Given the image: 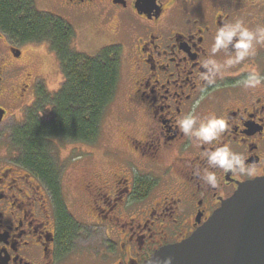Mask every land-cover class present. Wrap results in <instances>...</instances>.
Instances as JSON below:
<instances>
[{
    "label": "flooded vegetation",
    "instance_id": "obj_1",
    "mask_svg": "<svg viewBox=\"0 0 264 264\" xmlns=\"http://www.w3.org/2000/svg\"><path fill=\"white\" fill-rule=\"evenodd\" d=\"M46 2L53 15L108 28L101 35L110 36L108 46H117L121 59H127L121 125L128 150L119 149L116 161L122 165L109 177L72 170V203L63 189L65 167L57 165L59 192L28 168L13 131L25 122L44 83L22 62L23 48L35 43L14 42L0 30V264H143L159 249L191 236L240 185L264 178V42L231 65L226 61L237 55L238 35L213 52L221 28L237 22L254 33L264 28V16L258 26L243 21L246 11L261 5L243 6L237 0ZM254 74L261 83L249 87L246 81ZM190 114L197 117L194 128L212 115L225 119L227 127L215 140L201 141L179 127ZM226 145L241 160L227 171L209 159ZM208 173L215 174V186L207 181ZM73 203L92 225L77 220ZM64 213L81 226L71 248L61 241ZM94 223L107 228L106 240L90 245V238H83L85 246L76 249Z\"/></svg>",
    "mask_w": 264,
    "mask_h": 264
},
{
    "label": "trees",
    "instance_id": "obj_2",
    "mask_svg": "<svg viewBox=\"0 0 264 264\" xmlns=\"http://www.w3.org/2000/svg\"><path fill=\"white\" fill-rule=\"evenodd\" d=\"M0 30L14 42L47 43L59 59L64 76L61 88L55 93L41 88L25 122L13 131V142L28 168L59 192L58 166L50 143L55 139L97 140L117 91L120 50L108 46L97 56L77 51L75 27L62 17L38 10L35 0H0ZM60 223L61 241L71 248L81 226L65 213Z\"/></svg>",
    "mask_w": 264,
    "mask_h": 264
},
{
    "label": "rangeland",
    "instance_id": "obj_3",
    "mask_svg": "<svg viewBox=\"0 0 264 264\" xmlns=\"http://www.w3.org/2000/svg\"><path fill=\"white\" fill-rule=\"evenodd\" d=\"M237 1L243 6L249 5L251 2L261 5L260 8H250L246 11L243 21L247 22L249 26H258L259 24H262V18L260 17L264 16V0ZM36 6L41 11L54 14L49 10V3L46 2V0H36ZM258 10L260 11L258 12ZM89 21V19H81L68 22L75 27L77 32L74 46L75 49L90 56H97L100 54L103 47H107L113 43L110 41V36L104 38V36L100 33L102 30L104 31L105 29L106 31L108 28H100V30L98 27H95V25H92V22L90 24ZM263 42L264 40H261L257 43L254 40V48H259L260 50ZM23 49L24 58L22 62L26 64L32 75L37 77V82H43L44 86L50 93L57 92L64 82V76L56 53L47 43L27 45ZM128 65L129 63L127 62V59H124V61L121 59L120 80L115 94L116 96L105 112L100 134L97 140L92 143H87L55 139L52 143H50L49 148L51 156L53 157L55 163L61 167H59L60 169H64V167L68 169V166L72 167L76 165V167L69 168L70 170L65 169L64 171L63 189L66 192L65 196L67 195L68 203H72L70 194V191L73 190V180L71 181V179L72 176L74 177V173L72 170H91L93 173L109 177L122 165V162H118L116 160L118 159L119 149L121 150V148H125V150H128V147L125 146L127 141L124 134V128L121 125L123 118L122 107L125 104L124 98L128 85L127 82L129 81L127 75L130 73V70L128 71ZM68 173H70L71 177ZM71 206L73 208L72 210L74 212V216H76L79 222L91 225L93 224L85 218V215L81 213L78 206L74 205V203L71 204ZM94 224L95 225L89 229V232L92 231V233L88 235L89 232L87 231L76 241V249H80L85 246V239L83 238H90V245L100 244L102 243V240H106L107 235L105 234V231L107 228L104 225L98 226L96 223ZM108 224H111V222L108 221ZM112 227L116 228V226Z\"/></svg>",
    "mask_w": 264,
    "mask_h": 264
},
{
    "label": "water",
    "instance_id": "obj_4",
    "mask_svg": "<svg viewBox=\"0 0 264 264\" xmlns=\"http://www.w3.org/2000/svg\"><path fill=\"white\" fill-rule=\"evenodd\" d=\"M169 257L170 264H264V178L240 185L191 236L143 264H165Z\"/></svg>",
    "mask_w": 264,
    "mask_h": 264
},
{
    "label": "clouds",
    "instance_id": "obj_5",
    "mask_svg": "<svg viewBox=\"0 0 264 264\" xmlns=\"http://www.w3.org/2000/svg\"><path fill=\"white\" fill-rule=\"evenodd\" d=\"M237 35L239 36V40L235 44V48L238 50L237 55L234 60L230 58L226 61L228 65L243 60L245 56L254 51L253 41L255 40L257 43H259L261 40H264V28H258L254 33L247 27H244L242 22H237L234 26L229 25L221 28L218 30V33L216 35L215 47L213 48V52H215L221 46L226 48L228 43L232 41V38ZM211 63H213L214 66L219 70V65H217L215 61H211ZM260 83L261 80L255 74L246 81V84L249 87H256ZM196 121L197 117L190 114L179 120L178 124L180 129L186 135H195L204 142L215 140L218 136V133L227 127V122L225 119L218 118L214 115L207 118L206 121H201L198 128H194ZM209 159L219 164L221 168L225 169L226 171L234 169V163L241 164V160L230 152L227 145L211 152ZM244 171L245 169H243L242 166L241 172ZM206 179L212 186H215L217 183V179L214 173H208ZM171 259L172 258L169 257L165 264H170Z\"/></svg>",
    "mask_w": 264,
    "mask_h": 264
}]
</instances>
